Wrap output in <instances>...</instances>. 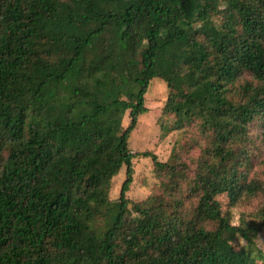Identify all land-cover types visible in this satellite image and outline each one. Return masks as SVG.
Segmentation results:
<instances>
[{"label": "trees", "instance_id": "obj_1", "mask_svg": "<svg viewBox=\"0 0 264 264\" xmlns=\"http://www.w3.org/2000/svg\"><path fill=\"white\" fill-rule=\"evenodd\" d=\"M156 78L164 111L211 135L189 215L126 198L135 157L176 176L128 148ZM255 122L264 141V0H0V264H264V202L249 224L223 211L264 201Z\"/></svg>", "mask_w": 264, "mask_h": 264}, {"label": "rangeland", "instance_id": "obj_2", "mask_svg": "<svg viewBox=\"0 0 264 264\" xmlns=\"http://www.w3.org/2000/svg\"><path fill=\"white\" fill-rule=\"evenodd\" d=\"M223 7L224 4H220L218 9ZM221 17V14L216 13L212 15V20L219 24ZM244 82H251L254 85L258 83L248 73H243L236 84L242 85ZM170 93L162 79L150 81L144 95L147 112L138 116L136 126L128 138V148L132 153L145 151L153 153L158 161L173 165L176 176L171 181L169 175L155 169L150 158L135 157L131 161L132 183L126 198L131 202H141L148 197H158L167 202L169 207H174L172 205L179 202L181 212L189 215L197 203V197L190 191L189 184L196 177L202 161L208 160L206 150L211 135L202 132L198 121L183 122L174 113L164 111ZM129 122L126 112L122 119V128H126ZM257 126L255 122L248 130L253 141L251 149L253 167L248 173V179L263 181L264 141ZM124 179L125 167H122L111 180L109 191L111 201L119 197ZM263 202L260 194L255 197L243 196L235 205L223 208V211L230 224H249L257 221V212ZM100 225L104 226V221H101ZM255 242L257 248L264 253V229L258 233Z\"/></svg>", "mask_w": 264, "mask_h": 264}]
</instances>
